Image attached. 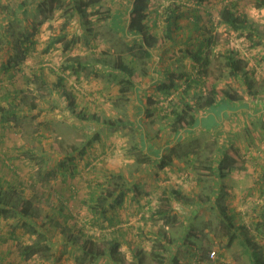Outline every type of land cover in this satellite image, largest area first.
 <instances>
[{"label": "rangeland", "instance_id": "obj_1", "mask_svg": "<svg viewBox=\"0 0 264 264\" xmlns=\"http://www.w3.org/2000/svg\"><path fill=\"white\" fill-rule=\"evenodd\" d=\"M74 1L0 0V192L17 205L29 199L32 211L0 216V264H250L246 248L254 247L264 261V121L218 106L217 93L230 88L251 104L264 97V5L146 0L145 44L127 30L135 0H83L81 14ZM172 5L194 9L199 28L191 15L168 28ZM224 5L253 31L220 22ZM24 44L28 52L19 51ZM228 57L241 66L236 76ZM175 111L192 122L176 136ZM166 155L170 164L158 166L154 156ZM224 155L231 170L219 169ZM122 189L120 202L110 197ZM98 197L108 202L99 206ZM219 208L238 230L222 225ZM230 232L239 236L227 246ZM75 233L95 243L96 255L70 240Z\"/></svg>", "mask_w": 264, "mask_h": 264}, {"label": "trees", "instance_id": "obj_2", "mask_svg": "<svg viewBox=\"0 0 264 264\" xmlns=\"http://www.w3.org/2000/svg\"><path fill=\"white\" fill-rule=\"evenodd\" d=\"M53 0H49V2H51ZM203 0H195V3L200 4ZM74 8L73 10L78 12V13H84L85 9L87 8V3H85L83 0H77L76 2L74 1ZM257 5H264V0H257L256 1ZM40 5H38L36 7L37 12H42L43 10L40 9ZM50 8V7H49ZM41 10V11H40ZM176 9L173 7V5L171 7H169V11L167 13L166 16V25L169 28V26H171L172 24L176 25L177 21L176 18L177 16H192V21L191 25L194 29H198L199 25H198V21L201 19L200 15L195 13V10L190 8V7H186L185 10L180 11L179 13H176L175 11ZM128 17H127V30L128 32L132 33V34H140L142 35V40L145 44H148L147 41L145 40V35L147 34L146 30H147V25L145 23V18L147 16L146 13V0H135L134 2H132L131 7L128 9ZM219 20L220 22L226 24L227 26L231 27L234 30H243V29H250V31H253V28L251 27V25H248L246 23V19L243 15L240 14H235L233 13V11L230 9V7L228 5H224L222 6V8L219 10ZM26 42L28 41L27 36L25 35ZM22 43V41H20ZM31 43V42H29ZM149 46V45H148ZM28 46H26L25 44L23 45V47L19 50L20 52H28ZM145 56H149V52L144 51L143 52ZM190 57H192V59L194 60V62L197 65H200L201 67H205L206 62L203 60V58L200 56V52H189ZM21 53L16 52L15 55L12 57V59L14 60V63H18L16 60L21 59L20 55ZM227 66H229L230 68V74L232 76H236L238 71L241 70V66L238 64V62L233 59L232 57H228L227 61ZM118 68H120L121 70H123L128 76L131 74V70L130 68H128L124 63H121L120 61L117 62L116 65ZM9 67V62L7 61L5 63V65H3L4 70H7ZM58 79L60 80L61 78L58 77ZM157 87L161 90H168L169 86L166 85L165 83H162L159 81H157ZM245 90L250 91V87L251 84L245 83ZM254 91H257V88L254 89ZM217 93H219L221 95V102L225 103V101H230V102H236L238 101L241 97L239 95H237V93L230 88H220L217 90ZM148 114V112H147ZM77 118H79L80 120H83L84 122L90 121L91 119L95 120L96 122L99 121V118L96 117H80L79 115H75ZM190 115H187L184 112H177L175 111L173 113V119L171 121V127H170V133L174 136L178 135L181 133V131H183L184 129H186L188 126L191 125V117H189ZM199 121V120H198ZM103 122V121H102ZM104 124H108L107 121L103 122ZM95 139L91 138L90 140H88L82 147H80V151L83 152L84 148L86 146H89L92 141ZM156 159H159V163L158 166L163 167L166 166L168 164H170V157L168 155L164 156V157H158V156H154ZM222 160L224 163H226L225 165L222 163ZM221 162L219 163V169L221 171L222 166H224V168L226 170H231L232 166L234 165L233 162H231L229 160V157L227 155H224L222 157ZM61 166L65 169V170H69L70 173L72 171L71 167L69 165H67V163H61ZM126 192V189H122V190H113L110 197H116L118 202H120V200L123 199L124 194ZM134 195H137L138 192L133 193ZM68 196H63L62 193H60V196L58 195V197H62V198H66L69 199L72 196V193L69 192L67 194ZM99 200V206H102L105 204V199H102V197H98ZM102 200V202H101ZM101 202V203H100ZM108 202V201H106ZM117 202V201H116ZM63 205V201L60 200V206ZM61 210V209H59ZM10 212H13L15 214H19L20 217H24L27 218L32 214L31 211V201L29 199H25L24 201H21L20 205H17L15 202L8 200L6 197H3V194H1L0 192V216H7ZM219 215L221 218V222L222 225L226 228V229H231L234 225H233V220L231 216H228V214L223 210V208H219ZM64 216L66 217H70L69 213H66ZM108 226H115L114 223L112 222V218H108ZM112 220V221H111ZM237 228V227H236ZM233 227V229H236ZM239 228V227H238ZM237 228V230H238ZM77 232L82 233L83 229L82 228H76ZM112 232V231H110ZM115 232H122V229L120 227H116ZM112 232V233H113ZM239 236V233L236 232H230L227 235V241H226V245L229 246L234 239L236 238V236ZM119 234L113 235L111 237V241L109 242V248H107V252L109 255L113 256V251L115 248H117L118 244H119ZM72 242H81L79 245H85V252L88 256H94L96 255V250L95 249V243L88 240H80L77 233H75V235H72V239H70ZM84 243V244H83ZM242 245H244L246 247V245H251L250 240L248 237H242ZM247 249L248 252V256H249V260H250V264H264V261L261 260V256L258 253V249L256 247L252 248V249ZM174 262H176L177 264L179 263L178 261H176V259L173 260Z\"/></svg>", "mask_w": 264, "mask_h": 264}, {"label": "crops", "instance_id": "obj_3", "mask_svg": "<svg viewBox=\"0 0 264 264\" xmlns=\"http://www.w3.org/2000/svg\"><path fill=\"white\" fill-rule=\"evenodd\" d=\"M261 99H262L261 101H259L258 103H254V104H251L246 99H241V98L236 102H230V103H226V102L222 103L221 101H219L218 106L219 105L220 106L227 105V106H229V107H226L229 109V110L227 109L228 111H232V109H230V108H233V109H235V111L237 113L238 112L239 113L244 112V116L247 117V119L248 118H253V120L254 119H258V120L262 119V121H264V97ZM219 100H221V99H219ZM221 110H223V109H220V113L222 112ZM223 115L224 114H222V116ZM208 116H210V114ZM110 227L113 228V226H110ZM115 227H117V226H115Z\"/></svg>", "mask_w": 264, "mask_h": 264}, {"label": "built area", "instance_id": "obj_4", "mask_svg": "<svg viewBox=\"0 0 264 264\" xmlns=\"http://www.w3.org/2000/svg\"><path fill=\"white\" fill-rule=\"evenodd\" d=\"M213 253V252H212Z\"/></svg>", "mask_w": 264, "mask_h": 264}]
</instances>
